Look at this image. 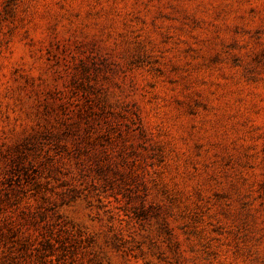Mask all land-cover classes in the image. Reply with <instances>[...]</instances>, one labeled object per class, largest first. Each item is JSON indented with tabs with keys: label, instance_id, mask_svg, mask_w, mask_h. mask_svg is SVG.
I'll list each match as a JSON object with an SVG mask.
<instances>
[{
	"label": "rangeland",
	"instance_id": "374dc122",
	"mask_svg": "<svg viewBox=\"0 0 264 264\" xmlns=\"http://www.w3.org/2000/svg\"><path fill=\"white\" fill-rule=\"evenodd\" d=\"M0 264H264V0H0Z\"/></svg>",
	"mask_w": 264,
	"mask_h": 264
}]
</instances>
